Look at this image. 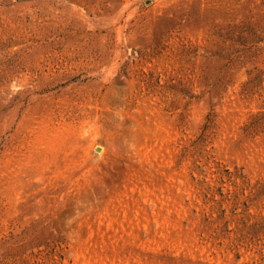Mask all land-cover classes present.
Wrapping results in <instances>:
<instances>
[{
  "label": "rangeland",
  "instance_id": "1",
  "mask_svg": "<svg viewBox=\"0 0 264 264\" xmlns=\"http://www.w3.org/2000/svg\"><path fill=\"white\" fill-rule=\"evenodd\" d=\"M0 264H264V0H0Z\"/></svg>",
  "mask_w": 264,
  "mask_h": 264
}]
</instances>
